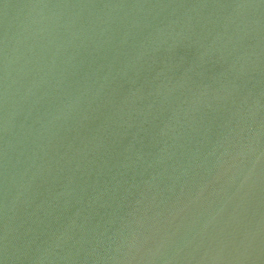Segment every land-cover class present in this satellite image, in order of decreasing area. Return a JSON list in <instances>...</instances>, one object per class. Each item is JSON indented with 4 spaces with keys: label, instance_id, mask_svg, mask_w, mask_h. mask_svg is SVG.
Masks as SVG:
<instances>
[{
    "label": "water",
    "instance_id": "water-1",
    "mask_svg": "<svg viewBox=\"0 0 264 264\" xmlns=\"http://www.w3.org/2000/svg\"><path fill=\"white\" fill-rule=\"evenodd\" d=\"M0 264H264V0H0Z\"/></svg>",
    "mask_w": 264,
    "mask_h": 264
}]
</instances>
